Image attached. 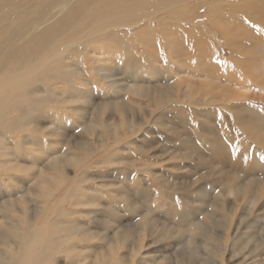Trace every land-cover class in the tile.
<instances>
[{"label": "bare ground", "instance_id": "obj_1", "mask_svg": "<svg viewBox=\"0 0 264 264\" xmlns=\"http://www.w3.org/2000/svg\"><path fill=\"white\" fill-rule=\"evenodd\" d=\"M201 8H203L204 15L211 23L212 29L208 34H211V36L217 34L220 39L223 36L225 42L227 41L230 45V51L233 53L231 55L238 63V69L226 63L224 58L221 59L222 57L220 61H216L215 54H212V52H216L215 48L211 42L209 43L208 40L203 38L204 34L198 29H188L185 35L190 37L182 42H175V45L179 43V48L186 47L191 43L192 33L202 40L201 45L206 42L205 52L200 60L196 62L190 61V64L185 65H180L178 62L170 64V62H165L161 55L156 56L150 51L152 43L150 34L159 41L157 48L160 51L161 48L167 49V52L174 48V45H172L174 35L185 36L178 28L154 25L162 20L161 15H165L168 11L175 14L180 10L182 15L195 18L197 16L192 15L193 9L197 12ZM182 15L172 16V19L176 21ZM139 30L150 31V34L148 33L143 40V43L146 42L144 53H149L147 61L144 60L137 48L142 43V39L137 37L134 41ZM156 31H159V33L165 32L167 39L161 40V35ZM200 44H196V46H200ZM232 45L234 49H231ZM201 48H203V45ZM199 51L203 53L200 47ZM248 63L255 69L251 66L248 69ZM215 67H218V70H212L209 73L205 70V68ZM157 75L168 77L169 84L164 80H159V78L157 83L154 84L151 82L152 80L144 79L147 76L155 78ZM119 76L122 77L119 78ZM52 81L61 84L64 90L59 93L58 88L54 89L52 87ZM80 83H85L87 87H84L85 85L81 86ZM182 84H184V88L180 90L179 86ZM107 85L110 86V90L107 89ZM45 88L49 89L48 92L45 91ZM254 90L264 92V0H0V157L4 153L9 154V158L10 156L13 158L19 153L21 155L23 149L26 152L34 151L33 149L38 147L44 149L45 147H42V144L39 143L38 145V141L43 140L44 135L70 138L71 135L65 131L66 126L62 125L64 122H69L70 118H67L66 114L64 115L63 110H57L63 108L67 103L84 101L90 104L92 100L101 99L99 106L94 109L96 110V119L90 122V126L87 125L88 123L87 126H83L88 132L94 131L97 126L100 128L108 127L106 119L103 118V113L107 108V104L111 103L118 104L116 110L119 115L124 108H128L127 113L131 117L132 123H136L133 114L135 103L128 99L121 100L124 96L122 92L125 91L152 100V106L155 109H159L161 108L160 105H164L165 109L171 110L166 114L159 110L160 114L158 115L166 116L174 113L176 117L181 118L184 117L187 110L189 113L192 112V114L196 113L202 118L205 117L201 135L205 137L203 141L207 148L214 147L216 139L227 141L233 152H238L247 159L253 156L254 161L252 160V163L263 170L264 128L257 127L254 124H247L248 127H236V133L240 132L244 136L248 135L253 138L251 146H245L243 142L232 141L233 136L228 135L225 130V127L230 130L232 125L229 126L226 124V120L223 119L225 116L236 118L241 115L244 118H250L252 114L245 115L247 110H252L253 113L264 111V108L253 106L252 102L254 100L252 101V98H249L250 91L252 93ZM177 93H181V95L179 96ZM119 99L121 102H118ZM183 103L188 105L185 106ZM53 104L56 108L53 106L47 107ZM236 104H238L240 110H232L231 105ZM119 105L124 106L120 107ZM211 105L220 108L215 111L208 107ZM69 109L73 114L76 113V116L77 114L79 117L84 115L78 105L69 106ZM143 110V118L145 119L150 112L148 105L141 111ZM157 113L155 110H151V115L154 116ZM213 114H216L217 117ZM43 118H49L50 120L42 124L40 119ZM162 120V123L159 120H154L153 124H160L159 127L165 126L166 130L169 131L168 120ZM144 123H147V121H142L138 125L133 124L132 128H129V133L138 135L141 131L140 125ZM145 130L143 136H147L146 134L152 131L149 128ZM14 131L17 134H14ZM20 133H24V136H20ZM112 134L115 141L118 142V135ZM239 135L234 136L239 138ZM181 136L178 138H181ZM26 138L29 139L28 142ZM242 138L245 139V137ZM8 140L11 141V144ZM106 141L107 139L102 138L101 150L106 147L107 143H104ZM49 142L42 143L48 145V148L51 149L53 143ZM67 143L69 146L73 143L75 146L83 147L90 156L99 150V147L87 146L86 141L83 140L70 139ZM190 143V140H184L182 143L183 150L189 151L190 155L201 150L197 149L196 144L195 149L188 148ZM146 146L147 144L145 146L141 145L138 149L143 150ZM61 153L63 156L64 151L62 152V150L51 153L53 155L49 158L52 157L50 158L52 160L51 162L47 161L45 169H43L44 167L41 168L39 178L36 180L32 178L34 183H31L29 193L35 195L37 201H34L38 203V208L40 207L39 212L45 210L47 198L52 192H55L53 190L58 185L66 184L65 181L69 177L67 166L82 164V169H85L83 171H87V167L91 165H84L89 155L77 158L72 156L67 160L62 159ZM10 161L12 163L2 164V167L12 169L14 165H19V162L15 161L16 163L13 164L14 160L11 159ZM106 163L108 164V160L104 159L97 162L98 166ZM119 170L123 171L121 176L127 175L124 169L120 168L116 171L120 172ZM54 173H60V175L56 176ZM260 174L246 184L230 183L227 185L219 192L223 201L226 202L228 195H234L238 199L239 195L244 194L245 191L250 193V190H264V173L261 171ZM49 178L54 181V188L47 189L44 185ZM38 180L43 181L44 184L37 183ZM132 180L136 181L137 177L135 176ZM252 184H257V187L251 188L250 185ZM104 187V184L98 185L97 192L106 193ZM136 190L138 192L140 188H136ZM72 192L77 202L81 200L82 193L78 187H72L69 194L72 195ZM207 194L199 192L198 196L205 197ZM262 195L248 197L244 194L245 200L252 203V205H256ZM91 196L94 198V195H90V198ZM66 200L70 201V198L67 197ZM91 203H94V201L92 200ZM6 205H11V203ZM220 208L227 211L224 205ZM24 210L26 214L27 210L23 207L22 211ZM88 212H91L90 209ZM186 212L190 214L192 210L178 211L172 209L170 211L171 214L180 217L184 216ZM228 213L233 217L236 211ZM60 228L65 230L67 226ZM66 231L68 230L66 229ZM22 232L23 236H21ZM29 232L31 233V239L28 237ZM49 233L51 234V232L46 234ZM124 233L127 235H123L122 239L124 236L131 238L132 233L125 231ZM17 235L20 239L21 252H13L10 259L0 261V264H42L44 232L40 231L38 235L35 226L30 225ZM120 235L118 233V237ZM139 237L142 238V233L139 234ZM8 241V238H2V242L7 243ZM34 241L40 244L35 245ZM3 245L7 246L6 244ZM140 246L132 253L133 255L141 251L142 246ZM260 247H264V234L261 238L255 237L252 253H258ZM69 250L63 248L65 253H68ZM110 250L112 253L114 250L117 251V248L112 246ZM262 254L264 252L258 253L259 256H262ZM195 256L196 250H191L190 257L194 258ZM105 260L102 259L101 263L106 262ZM109 261L115 263L113 257ZM203 264H209V261ZM258 264L263 263L259 261Z\"/></svg>", "mask_w": 264, "mask_h": 264}, {"label": "rangeland", "instance_id": "obj_2", "mask_svg": "<svg viewBox=\"0 0 264 264\" xmlns=\"http://www.w3.org/2000/svg\"><path fill=\"white\" fill-rule=\"evenodd\" d=\"M185 12L188 13L186 10ZM175 14L182 15V12L178 10ZM175 14L171 11L166 12L165 15H161L162 20L154 25L178 28L184 35L188 32V29H198L204 34L203 38L208 40L209 43L211 42L215 48L216 52H212V54H215L216 61H220L222 57L221 59L224 58L226 63L237 69L239 68L238 63L231 55L233 53L230 51V45L227 41L225 42L223 36H221V39L218 38L219 36L215 31L216 35L214 36L208 34L212 27L208 18L204 15L203 8L197 12L193 9L192 15L197 16L195 18L182 15L174 21L172 16H176ZM156 32L159 33V31ZM148 33L150 34L148 30H139L134 38V41L137 37L142 39V43L137 44V48L146 61L149 53H144L146 42L143 43V40ZM159 34L161 40L167 39L165 32ZM189 37L188 35L183 37L178 34L174 35L172 37L174 48L167 52V49L161 48L160 51L157 48L159 41L150 34V38H152L150 51L156 56L161 55L163 60L170 62V64L178 62L180 65H185L190 64L192 61L196 62L204 54L206 42L202 44L203 48H201L200 42L202 40L192 33L191 43L186 47L179 48V43L175 45V42H182ZM196 44H200V46H196ZM199 47L203 53L199 51ZM231 49H234L233 45ZM249 62L251 63V61ZM174 66L178 67L177 65ZM250 66V64L247 66L248 69ZM205 70L209 73L212 70H218V67L205 68ZM121 77L119 76V78ZM158 78L169 84L168 77L164 75H157L155 78L147 76L144 79L152 80L151 82L154 84L157 83ZM51 84L54 89L58 88L59 93L64 90L59 83L52 81ZM80 85L87 87L85 83H80ZM179 88L180 90L184 88V84L180 85ZM107 89L110 90L109 85H107ZM47 90L49 89L45 88L46 92H48ZM124 92H122L124 96L121 100L128 99L135 103L133 114L136 123H132V119L127 113L128 108H124L119 115L116 110L118 104L111 103L107 104V108L103 113V118L106 119L108 127L100 128L97 126L94 131L88 132L83 126L85 127L87 123L90 126V122L96 119V110L94 109L99 106L101 99L92 100L90 104L84 101L69 103L70 105L67 103L64 106L65 108L57 110H63L64 115L66 114L67 118H70L69 122L62 124L66 126L65 131L71 135L70 138L44 135V139L39 140L38 145L39 143L42 144L45 151L38 147L42 150L34 148V151L26 152L23 149L21 155L19 153L13 158H11L12 156L9 158V154L4 153L0 157V261L10 259L13 252H21L20 239L17 234L24 228L34 225L38 235L40 231L44 232V245L43 240L41 241L43 245L42 257L44 258H42V264H203L208 261L209 264H258L259 261L264 264V254L262 256L258 255L259 252H264V247H260L258 253H252L255 237L261 238L264 234V190H250V193L245 191L244 194L248 197L263 194V198L261 196L256 205H252V203L245 200L244 194H240L238 199L234 195H228L226 202H224L219 193L230 183L246 184L252 178L258 177V174L261 175V171L264 173V169L262 170L252 163V160L254 161L253 156L247 159L242 154L233 152L227 141L216 139L214 147L207 148L203 141L205 137L201 135L205 117L202 118L196 113H189L187 110L184 117L181 118L176 117L174 113L166 115L167 117L158 115L160 111L166 114L171 110L165 109L164 105H160L161 108L155 109L152 106V100ZM263 93L257 90L249 93V98H252V101L254 100L252 103L256 108H264ZM177 94L181 95V93ZM199 94L203 95L204 93ZM118 102H121L120 99ZM123 103L125 104V102ZM76 105L82 109L83 117H79L78 114L76 116V113L73 114L69 109V106ZM146 105H148L150 112L144 119V110H141ZM184 105L188 104L185 103ZM52 106L55 107L54 104L47 107ZM119 106L123 107L124 105ZM208 107L215 111L220 108L215 105ZM231 107L232 110H240L238 104L231 105ZM150 109L158 112L159 118L156 114L151 115ZM246 114H252V116L250 118H244L243 115L236 118L225 116L223 119L226 120V124L232 125L230 130L225 127L227 134L233 136L232 141L236 140L243 142L245 146H251L253 138L248 135L244 136L240 132L236 133L235 129L238 126L240 128L248 127L247 124L264 128V111L253 113L252 110H247ZM213 115L217 117L216 114ZM162 119L168 120L169 131L166 130L165 126L159 127L160 124H153L154 120H159L162 123ZM49 120V118L40 119L42 124L47 123ZM144 120L147 123L142 124L143 126L140 125V134L129 133V128H132L133 124L138 125L142 121L145 122ZM119 126L121 127L119 128ZM146 128L152 130V133L143 136ZM112 133L118 135V142L115 141ZM14 134H17V132L14 131ZM123 134L124 136H122ZM238 134H240L239 138L234 136ZM19 135L23 137L24 133ZM179 136L181 138H178ZM242 137H245V139ZM102 138L107 139L104 142L107 145L106 149L101 150ZM70 139L86 141L87 146L93 145L92 147H99V150L90 156L87 150L81 146H75L73 143L69 146L67 141H70ZM26 140L29 141L28 138ZM184 140L191 141L188 148L195 149L196 144L197 149L201 150L190 155L189 151H184L182 148ZM46 141L53 143L51 145L52 150L48 148V145H43L42 142L45 143ZM9 144H11V141H9ZM146 144L145 149H138L139 146H145ZM58 150L64 151L63 156L62 153L61 156L62 159L67 160L72 156L77 158L89 155L84 165H91L87 167V171H83L85 169H82V164L67 166L69 177L65 181L66 184L58 185L53 190L55 192H52L47 198L45 212H39L40 207L38 208L35 195L29 193L30 185L34 183L32 178L35 180L39 178L41 168L44 167L43 169H45L47 161L51 162L52 160L50 159L52 157L49 158L53 155L51 153ZM64 154L69 156L65 157ZM11 159L14 160L13 164L19 162V165H14L12 169H4L2 164L10 163ZM103 159L108 160V164L98 166L97 162ZM120 168L125 170L126 176H121L123 174L122 170H119L120 172L116 171ZM54 174L56 176L60 175V173ZM135 176L137 177L136 181L132 180ZM79 178L84 179L85 182ZM37 183H43V181L38 180ZM45 183L43 184L46 185L47 189L54 188L55 184L51 178ZM103 184L106 193H98L96 190L98 185ZM72 187H78L82 193V198L78 202L73 192L72 195L69 194ZM250 187L255 188L257 184H252ZM136 188H140V191L137 192ZM203 189L205 190L202 191ZM199 192L208 194L205 197H200L198 196ZM90 195H94V198L93 196L90 198ZM67 197L70 198V201L66 200ZM92 200L94 203H91ZM8 203H11V205H6ZM222 205L226 206L227 211L220 208ZM23 207L27 210L26 214L25 210L22 211ZM85 209L88 211L90 209L91 212ZM172 209L178 211L192 210V212L190 214L186 212L184 216L180 217L171 214ZM235 211L236 214L233 217L228 213ZM66 226L65 230L60 228ZM124 231L132 233L131 238L124 236L122 239L123 235H127ZM47 232H51V234H46ZM118 233L121 234V238L118 237ZM140 233H142V238L139 237ZM21 236H23V232ZM4 237L9 240L7 243L2 242ZM28 237L31 239L30 232ZM50 240L57 243L54 244ZM34 244L40 243L34 241ZM139 245L142 246L141 251L133 255L132 253L136 251ZM112 246H115L117 251L114 250L111 253ZM63 248L70 250L65 253ZM191 250H196L194 258L190 257ZM111 257H113L115 263L109 261ZM102 259H106V262L101 263Z\"/></svg>", "mask_w": 264, "mask_h": 264}]
</instances>
